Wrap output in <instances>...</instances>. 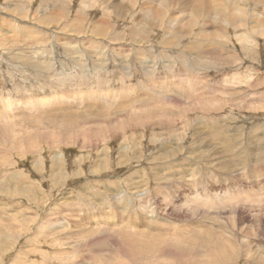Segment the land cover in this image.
<instances>
[{"label":"rangeland","instance_id":"374dc122","mask_svg":"<svg viewBox=\"0 0 264 264\" xmlns=\"http://www.w3.org/2000/svg\"><path fill=\"white\" fill-rule=\"evenodd\" d=\"M258 1L254 10L246 4L251 15L236 21L237 28L226 31V21L215 22L206 10L205 28L193 19L195 32L175 35L168 17L178 15V29H187L183 4L185 17L175 7L166 16L148 13L163 10L149 0H0V264H95L98 258L103 264H264V0ZM246 31L253 36L238 41ZM169 33L178 39L174 45L165 43ZM208 33H217L210 41L219 42L216 50L236 60L216 65L205 57L214 51L202 52V67L194 70L190 59L203 58L194 56L191 45L209 42ZM248 74L252 81L246 83ZM5 97L11 105L2 104ZM139 97L163 101L118 108ZM216 121L237 131L231 154L213 140ZM125 142L136 149L120 160ZM165 142L185 147L162 159ZM105 147L108 161L99 167ZM201 150L207 158L194 154ZM58 154L61 162L54 163ZM13 174L14 183L8 180ZM173 179V186L161 185ZM216 179L235 194H247L233 208L208 216L235 233L237 250L225 246V253L195 240L177 252L153 243L152 237L179 243L204 236L210 218L193 215L185 200L193 198L188 188ZM181 185L184 193L175 189ZM171 209L184 217L173 218ZM136 237L127 246L132 250L117 256L114 249ZM94 239L103 242L95 246L99 252L85 248L78 256L76 244L92 245Z\"/></svg>","mask_w":264,"mask_h":264},{"label":"bare ground","instance_id":"6f19581e","mask_svg":"<svg viewBox=\"0 0 264 264\" xmlns=\"http://www.w3.org/2000/svg\"><path fill=\"white\" fill-rule=\"evenodd\" d=\"M137 1L138 0H134V3H135V5H137L136 3H137ZM154 1H156V2H159V4H161L162 6H163V10L161 9V11L159 10V8L157 9L156 7H154L155 9L153 10L152 8H150L151 10H149L148 11V13L149 12H151L152 14L154 13L156 16H158L159 14H161L162 12H164L165 13V16H166V13L168 12V11H170V9H171V7H175L176 9H177V11H178V13H180L181 14V16H183L184 15V13H185V11L183 10V9H185L186 7H188V12L186 13L187 14V18H186V20H188V25H186L187 27V29H185V30H180V29H178V25H179V27L180 28H182V26H180V22H181V20L182 19H179L178 18V15H175V17H174V19L172 18V17H168V19H170L169 21H170V23H169V27H170V29L171 30H173V32L175 33V35H181V34H185V35H189V34H191V33H193V32H195V27H196V25L195 24H193V23H191V20H193V19H195V20H198L197 22H196V24L197 25H199L200 27V29H203V28H205V25H206V22H204V19H205V17H207L206 15H210V14H212V13H214L213 15H214V20H215V22H217V20H224V21H226V24H227V27H226V31H228L229 30V28H231L232 26L234 27V28H237V23H236V21L237 22H239V20H244L245 19V17L247 16V15H251V12L249 13V10L247 11V7H246V4H251V5H253V9L252 10H254V8H255V6H258V5H260V2L258 1V0H206L207 1V4H205L206 2L205 1H201V0H149V4H155L154 3ZM129 2H131V1H129ZM181 4H183L184 5V7L185 8H183L182 9V7H183V5H181ZM262 4V8H264V2H262L261 3ZM161 8V7H160ZM174 8V9H175ZM250 8V7H249ZM231 9H233L234 10V12H235V16H233L232 15V12H231ZM141 10V9H140ZM140 10H139V12H140ZM143 10V9H142ZM189 10H190V13H189ZM207 10V12H206V15H204V11H206ZM144 11V10H143ZM142 11V12H143ZM147 11V10H146ZM153 11V12H152ZM176 11V10H175ZM171 12V11H170ZM169 12V13H170ZM131 13H133V12H131ZM148 13H146L147 15H148ZM182 13H183V15H182ZM144 14V13H143ZM145 14V15H146ZM258 14L259 13H255V15L256 16H258ZM151 15V14H150ZM149 15V19H150V16ZM154 15V16H155ZM171 15V14H170ZM141 16V15H140ZM139 16V17H140ZM153 16V15H152ZM146 17V18H147ZM161 17V16H160ZM183 17H185V16H183ZM211 17H213V16H211ZM210 17V18H211ZM145 18V19H146ZM154 18H156V17H154ZM153 17H151V19H154ZM167 19V18H166ZM139 19H137V21H138ZM157 20V19H156ZM159 20H160V18H159ZM210 20V19H209ZM165 21V20H164ZM139 22V21H138ZM159 22V21H158ZM186 22V21H185ZM184 23V22H183ZM240 23V22H239ZM224 24H225V22H224ZM225 24V25H226ZM177 26L176 28H177V30H175L174 29V26ZM98 26H100V25H98ZM98 26H96L97 27V29H100V27H98ZM223 29H224V27H222ZM217 30H219L220 32H218L217 31V33H220V35H221V29H217ZM223 31H225V30H223ZM222 31V32H223ZM225 31V32H226ZM217 33L216 34H214V33H208L207 35H206V39H208L209 40V42H206V41H204V40H202L201 38H200V40L201 41H204L203 43H194V44H192L191 45V49H194L195 50V52H194V56H198V57H200V58H203L202 60H200V61H197V59H193V58H191L190 59V63H192V68L194 69V70H196L197 69V67H199V66H201L202 67V65H201V62L203 63V60H204V58L205 57H207V56H209L208 58L209 59H211L212 61H215V64L217 65V62H224V63H226V64H232L233 63V61H235L236 60V57H235V55L234 54H228V55H223V54H221L220 53V51H221V49H220V51L219 50H216V47H214V45L216 44V40H215V42H210V41H212L213 39H215V36L217 37ZM227 33V32H226ZM250 33L252 34V31H249V32H245V34H242V35H240V36H238L237 35V39H238V41H244V42H246L247 43V41L249 40V38H250ZM169 35H170V33H169ZM223 35V34H222ZM252 36H253V34H252ZM168 37V36H167ZM172 37H174V39H172ZM178 37V36H177ZM218 37H219V35H218ZM222 37V36H221ZM165 38V37H164ZM220 38V37H219ZM165 39H167L166 40V44H168V45H174L175 44V42L176 41H178V39H176L175 38V36H174V34L173 33H171V35L168 37V38H165ZM227 39V38H226ZM163 43V42H162ZM217 43H219V42H217ZM210 46H212L211 48H210ZM211 51H214V54H212V55H206L205 57H203V55L201 54L202 52H211ZM217 51V52H216ZM110 54L114 57V55H113V50H111L110 49ZM117 54V53H116ZM17 56H18V54H17ZM17 56H15V57H17ZM14 57V56H13ZM18 58V57H17ZM185 59H187L186 57H184ZM19 59H20V57H19ZM18 59V60H19ZM21 60V59H20ZM19 60V61H20ZM16 61V60H15ZM22 61V60H21ZM20 61V62H21ZM25 61H26V59L24 60V62H21L22 64H24L25 63ZM208 61V60H207ZM19 62V63H20ZM184 62H188L187 60L186 61H184ZM116 63H118V62H116ZM206 63H205V66L204 67H206ZM144 71H143V73L145 74V75H147L148 74V70H147V68L146 67H143L142 68ZM200 69V68H199ZM29 71H32V70H29ZM150 71V70H149ZM65 73V72H64ZM127 72H125V76H129L130 74H126ZM71 74V73H70ZM65 75V74H64ZM249 75V74H248ZM244 78V77H243ZM243 81H245L246 83H249L250 81H252V76H251V74L247 77V76H245V78L243 79ZM255 87V86H254ZM204 94V93H203ZM189 96V95H188ZM204 97H205V95H203ZM53 98H55V96L53 97ZM53 98H48V100H52ZM140 98L141 97H139V98H133V99H125L124 101H122V105L121 106H119L118 108H121V107H126V104L128 105V106H130V107H134V106H136V107H140L141 108V106H145V107H147L146 105H151L152 103L153 104H157V103H159L160 101L162 102L163 101V99H161V98H159V97H156L155 99H154V101H152V102H150L149 103V99H145V100H140ZM188 99L190 98V96L189 97H187ZM143 99V98H142ZM12 100H10L8 97H5V99H2V104H4V105H7V106H9V105H11L12 104ZM127 102V103H126ZM160 102V103H161ZM126 103V104H125ZM15 105V104H14ZM89 105H91V104H89ZM206 105V104H205ZM60 106V105H59ZM95 106V105H94ZM208 106V105H207ZM62 107H63V105H62ZM144 107V108H145ZM149 107V106H148ZM147 107V108H148ZM205 107V109H208L209 107H206V106H204ZM216 107H219V106H216ZM17 108V107H16ZM89 108H91V107H89ZM69 109L70 108H68V110L67 111H69ZM129 109V108H128ZM216 109H218V108H215L214 110H216ZM143 111V110H142ZM145 111V110H144ZM63 113V112H62ZM66 114V116L68 115V116H71V117H74L73 116V113L71 114V113H69V112H65ZM56 114H58L57 112H56ZM56 114L55 113H53V116H56ZM88 115H90V114H88ZM97 115V114H96ZM181 115H183V114H181ZM62 116V115H61ZM99 116V115H98ZM179 116V115H178ZM210 116V115H209ZM40 117V116H39ZM79 117V116H78ZM83 117V116H82ZM231 117V116H230ZM233 117V116H232ZM232 117L230 118V122H232L233 120H235V119H232ZM35 118H37V117H35ZM203 118V117H202ZM211 118V117H210ZM233 118H235V117H233ZM190 119V118H189ZM200 120H201V117L199 118ZM208 119V118H207ZM206 119V120H207ZM213 119H214V117H213ZM76 120H78V119H76ZM191 120V119H190ZM190 120H188V118L187 119H184V121L185 122H188V123H190L189 121ZM227 120V119H226ZM193 121V120H192ZM210 121H213L212 120V118L210 119ZM55 122V121H54ZM82 122V121H81ZM203 122V121H202ZM202 122H200V121H198V123H197V125H201L202 124ZM208 122V121H207ZM193 123V122H192ZM204 123V122H203ZM186 124V123H185ZM207 124V123H206ZM205 124V125H206ZM190 125V124H189ZM192 125V124H191ZM197 125H196V129H197ZM209 125V124H208ZM53 126V125H52ZM173 126H174V124H173ZM169 127H171V126H168V128ZM226 127V126H225ZM230 127H232V126H230ZM229 127V128H230ZM68 128V127H67ZM213 130H212V135H213V140L216 142V144H221L222 142H223V147H224V151H225V153H227V151H230V154H231V150L232 149H234L236 146H237V144H238V142H239V140L235 137L236 136V133H237V131L235 132H231L230 130H229V128L227 129V128H224V126L223 127H221L220 128V126H219V124H218V122L216 121V123L214 122V124H213ZM17 130H19V129H17ZM19 132V131H18ZM126 132V129H124L123 130V133H125ZM2 135V134H1ZM155 136V135H154ZM153 136V137H154ZM240 137V136H239ZM197 138V136H194V139H196ZM216 138V139H215ZM153 139V138H152ZM175 139V138H174ZM179 139H181V138H179ZM4 140V139H3ZM11 140V139H10ZM235 140H236V142H235ZM170 141V140H169ZM172 141V140H171ZM178 141V140H177ZM235 142V143H234ZM1 143V142H0ZM162 144H164L165 146H166V149H165V151H164V153H163V156H162V159H165V158H168V157H171V155H173L174 154V152L175 151H177L179 148H183V147H185L184 146V144L182 145V144H179V145H176L175 143L174 144H172L171 145V142H169L168 144H166V142L165 143H162ZM201 144V143H200ZM241 144V143H240ZM239 144V145H240ZM2 145V146H1ZM1 145H0V151L2 150L1 149V147H3V145H4V143H1ZM243 146V145H242ZM173 147V148H172ZM206 148L205 149H209L210 147H208V146H205ZM261 147H264V142H263V144H261ZM203 148V147H202ZM240 148V147H239ZM130 149H136L134 146L133 147H130V145L128 144V143H123L122 145H121V147H120V156H119V158H120V160H122V159H125L126 158V156H127V154H128V152H129V150ZM235 150H236V148H235ZM107 147H105V148H103V150L101 151V155H100V162L98 163V165H99V167H104V165H106L107 164V161H108V154H107ZM218 151H216V153H217ZM233 152H234V150H233ZM236 152H238V151H236ZM243 152V151H242ZM154 153V152H153ZM201 153L203 154V150H201L200 151V154H198V153H194L197 157H199V158H201V157H203V158H207V156H205V155H201ZM246 153V152H245ZM240 154H242V153H240ZM144 155L141 153V154H137V156H136V159L138 160V161H141L142 160V157H143ZM208 156H209V154H208ZM230 157V156H229ZM149 160L150 161H152V162H154V161H156L157 160V157L153 154L152 156H149ZM98 161V160H97ZM59 163V162H61V154L59 155H56L55 157H54V163ZM220 164V163H219ZM242 165V164H241ZM225 167V166H224ZM228 169L227 168H225V172L227 171ZM228 172V171H227ZM11 176H14V177H11V179L12 180H10V179H8L9 181H13V183L14 182H16V179H15V177L17 178V175L16 174H13V175H11ZM10 177V176H9ZM177 181V179H173L170 183H165V184H161V185H171V186H173V183L174 182H176ZM214 182V183H213ZM213 182H210V183H203V182H197L196 184H194V186H193V190L191 189V188H188V192L189 193H191V195H193V198L192 199H189L188 198V196H186L187 198H186V200H185V202H189V203H191L192 205L190 206L191 208V213L193 214V215H198V214H201L203 217H205V218H210V217H208L209 216V213L210 212H213V213H217V214H219L220 212H217V210H219L220 209V207H232L233 205H235V204H238L239 203V200H238V198H244L245 196H247V194L244 196L242 193H240V192H236V194L235 193H233V191H231L230 190V188H229V190H228V187H226V186H223V181L222 180H220V179H216L215 181H213ZM150 185H151V183H149V187H150ZM12 187V186H11ZM183 187V188H182ZM217 187H219L220 188V190L218 189L217 190ZM14 188V187H13ZM182 188V189H181ZM176 190L177 189H180L181 190V193H184V191L185 190H187L186 188H184V186L183 185H181L180 187H176L175 188ZM194 191V192H193ZM193 192V193H192ZM216 192V193H215ZM217 192H220L219 194L217 193ZM212 193H215V194H212ZM154 194V193H153ZM221 194H222V196H221ZM251 194V193H250ZM119 196L120 197H123L124 196V194L122 193V192H120L119 193ZM168 195H167V193H164L163 194V197L165 198V197H167ZM77 198V197H76ZM224 199L226 200V201H224ZM241 202V201H240ZM129 206V201H127L126 200V208ZM111 207V205L109 204L108 206H103L102 208L103 209H107V208H110ZM123 208H125V206H123ZM233 208V207H232ZM221 210V209H220ZM230 212H232L233 213V211H231V210H229ZM236 211V210H235ZM170 214H172V216L174 215V214H177V216L175 215V216H173V218H175V219H180V218H183L184 217V215L183 214H179L177 211H175V210H173V209H171V211H170V213H169V215ZM168 215V214H167ZM168 215V216H169ZM171 216V217H172ZM170 217V216H169ZM219 218V217H218ZM204 222H206V223H208L209 225H204V236H197V237H194V238H188V239H185V240H183V241H181V242H179V243H168V242H165V241H162V240H159V239H156V238H154L153 239V237H152V241H154L153 243H156V244H158V245H164V246H169V247H173L177 252H186L188 249H186L185 247H191L192 245H193V242L195 241V240H199V241H201V242H205L207 245H209V246H211V245H213V246H215L216 248H218V249H222V251L223 252H227L228 251V248L226 249L227 251H225V246H232V247H230L231 249H233V248H237V245L239 244L238 242L239 241H237V238H236V235H235V233H228V231H226L225 229H224V225L222 224V223H220V222H218V220H212V218H210V219H206V220H204ZM59 226V225H58ZM131 226V225H130ZM215 226H217V228L219 229L220 228V233H218L217 231H216V229H215ZM57 228V227H56ZM59 228H60V226H59ZM53 230L55 229V227H53L52 228ZM56 230V229H55ZM123 235H127V232L126 231H123ZM113 235L112 234H107V237H112ZM151 240V239H150ZM149 240V241H150ZM214 240V241H213ZM135 241H139L138 240V238L136 237V238H131V239H127L126 240V242L124 243L125 245H124V247H116L114 250L116 251V253H117V256H120L121 258L123 257H125V255H126V252L128 251V250H132V249H129L127 246L128 245H131L129 242H132V243H134L135 244ZM151 241V242H152ZM101 241L100 240H97V239H94V243L91 245V242L90 243H87V242H84V243H79V244H76V246H77V248H76V251L75 252H78V256H80V254L79 253H81V251L80 250H82V249H87L88 251H89V253L90 254H92V253H98L99 252V249H96L95 248V246L96 245H98L99 246V243H100ZM147 242V241H146ZM234 242H236V244L234 245L233 243ZM148 243V242H147ZM101 244H102V246H103V242H101ZM137 244V243H136ZM151 244V243H150ZM149 245V244H148ZM147 245V246H148ZM155 245V244H154ZM137 246V245H136ZM140 246V245H139ZM143 247H145V246H143ZM149 247H151V246H149ZM235 248V249H236ZM230 249V250H231ZM237 250V249H236ZM83 251V250H82ZM234 251V250H233ZM72 254V253H71ZM82 254V253H81ZM73 255H75V253L73 254ZM71 257V256H70ZM237 257V253H233L232 252V258H236ZM86 258H84V260H85ZM100 259L101 258H98L97 260V262L95 263V264H103V262H101L100 261ZM108 261V260H107ZM112 262V261H111ZM124 261H121V263H123ZM109 263H110V261H109ZM108 263V264H109ZM64 264V263H63ZM110 264H113V263H110Z\"/></svg>","mask_w":264,"mask_h":264}]
</instances>
